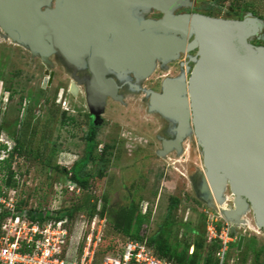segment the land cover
Returning a JSON list of instances; mask_svg holds the SVG:
<instances>
[{
  "label": "rangeland",
  "instance_id": "374dc122",
  "mask_svg": "<svg viewBox=\"0 0 264 264\" xmlns=\"http://www.w3.org/2000/svg\"><path fill=\"white\" fill-rule=\"evenodd\" d=\"M186 1L189 6L175 7L168 15L140 8L152 0L136 3L132 6L137 8L134 12L138 19L131 22L137 26L164 17L190 19L196 14L239 20L251 14L264 23V0ZM53 4L54 0H46L41 11ZM188 19L179 27H170L175 31L172 36L183 44L164 49L173 58L159 61L153 55L144 69H137L129 61L115 64L119 73L110 69V77L120 79L118 95L97 110L90 109L87 103V50L71 45L57 18L49 20L53 37L44 55L33 53L18 41L4 48L0 33V159L13 153L11 170L18 182L14 193L5 188L8 175L3 164L0 189L17 202L27 199V206L34 208L63 209L89 199L88 208L96 205L99 211L104 202L121 208L132 198L146 217V235L164 226L176 239L194 243L204 238L205 248L210 240L218 239L219 259L226 243L224 264H264V231L255 225L249 203L244 198L237 200L229 185L220 182L209 187L214 193L212 201L200 198V188L208 181L202 148L193 135L190 118L178 147H163V142L176 140L177 117L153 108L150 97L162 94L169 83L175 95L188 98L187 83L198 59ZM146 39L149 41L151 36ZM252 44L264 46L258 41ZM55 46L85 56L78 62L69 61ZM128 68L133 72L122 74ZM50 75L51 83L43 87L44 78ZM167 117L173 118L175 124L171 126ZM92 125L97 146L86 167L91 189L81 195L70 194L66 187L71 183V168L84 156ZM169 206L172 210L167 215ZM123 240L105 221L101 247L120 245ZM102 257L103 252L98 253L96 261L100 263Z\"/></svg>",
  "mask_w": 264,
  "mask_h": 264
},
{
  "label": "water",
  "instance_id": "95a60500",
  "mask_svg": "<svg viewBox=\"0 0 264 264\" xmlns=\"http://www.w3.org/2000/svg\"><path fill=\"white\" fill-rule=\"evenodd\" d=\"M45 1L0 0V32L5 47L18 41L33 53L48 52L53 27L41 11ZM146 1L150 0L62 1V17L78 25L65 27L67 39L74 47L98 44L93 46L88 62L92 73V83L87 86L90 109H101L107 96L116 98L114 82H104L100 73L112 53L137 69H144L158 52L183 46L172 35L151 36L149 41L146 37H135L138 31L170 28L188 19L164 17L133 27L126 17L127 10ZM169 5L162 3L161 10L166 15ZM188 20L199 49L187 83L188 98L183 100L175 95L169 83L162 94L150 97L153 108L177 117L176 140L163 142V147L167 149L166 143L178 147L190 118L192 132L202 148L208 187L216 182L228 184L237 200L244 198L249 203L255 225L264 231V48L248 43L264 23L251 14L241 20L202 15H193ZM111 31L121 33L122 47L105 41L106 33ZM166 107L169 109L165 110ZM206 186L205 183L203 187Z\"/></svg>",
  "mask_w": 264,
  "mask_h": 264
},
{
  "label": "built area",
  "instance_id": "2783aa9c",
  "mask_svg": "<svg viewBox=\"0 0 264 264\" xmlns=\"http://www.w3.org/2000/svg\"><path fill=\"white\" fill-rule=\"evenodd\" d=\"M66 188L70 193H80L74 183ZM14 192L15 189L10 190ZM16 203L13 197L0 196V205L10 213L0 227V264H173L157 257L145 241L134 240L121 243L98 263L96 256L103 241L104 219L79 214L74 219L64 216L32 221L28 218L29 208L17 211ZM41 210L52 214L59 209ZM225 252L226 243H223L220 264L224 263Z\"/></svg>",
  "mask_w": 264,
  "mask_h": 264
},
{
  "label": "trees",
  "instance_id": "16d2710c",
  "mask_svg": "<svg viewBox=\"0 0 264 264\" xmlns=\"http://www.w3.org/2000/svg\"><path fill=\"white\" fill-rule=\"evenodd\" d=\"M95 137L96 134L93 131L87 135L84 156L80 160L76 161L71 168V177L69 182L76 184V186L80 189V193L78 195H81L85 190L91 189L90 175L86 172V167L91 161L94 149L97 146ZM2 148L6 149V147ZM13 150L17 151V148L15 147ZM12 158L13 153H9L8 157L0 162V169L4 164L6 176L8 175L7 181L5 183V188L8 191L16 189L18 186V182L15 179V174L11 170ZM73 193L75 194V192ZM2 195L6 197V193L0 189V196ZM47 195H49V193ZM88 202L89 199H86V201L81 205H73L63 209L61 208L50 214L49 211H42L41 207H35V209L31 206L28 207L27 199H20L16 203V209L17 211H20L23 207L29 208L28 218L32 221L36 219H39L40 221L47 219L57 220L64 216L74 219L79 214H85L90 218L98 215L100 218L107 221L114 231L125 238L122 243L126 240L145 241L148 247L154 251V254L157 257L166 259L173 264H220L219 258L216 257V251H219L221 247L220 241L218 239L210 240L207 248H205L204 238L194 243H190L178 238L176 239L165 230L164 226L160 227L150 235H146L144 233L146 217L142 215L138 205L132 198H130L126 206L121 208L109 207L108 203L104 202L99 211H97L96 205H93L92 208L89 209ZM171 210L172 206H169L167 209V215L170 214ZM9 216L10 213L4 209L2 205H0V227L3 221ZM103 239H105V230ZM101 244L98 248L97 254L103 252V255H105L110 251L116 250L118 247L117 244H114L102 248Z\"/></svg>",
  "mask_w": 264,
  "mask_h": 264
},
{
  "label": "flooded vegetation",
  "instance_id": "af4514ba",
  "mask_svg": "<svg viewBox=\"0 0 264 264\" xmlns=\"http://www.w3.org/2000/svg\"><path fill=\"white\" fill-rule=\"evenodd\" d=\"M60 1L61 0H54V4L53 5H57L58 6V9L59 10H61V18L64 20V23H59V25L60 26H63V27H78V25L76 24V23H74V22H71V23H68V21H67V19H64L63 17H62V7H60ZM63 1V0H62ZM61 1V2H62ZM101 2L102 3H107V0H101ZM163 2H165V3H170V8H169V12H168V14L170 13V12H172L173 11V9H174V11L176 10V8L179 6V7H187V6H189V3H188V1H186V0H163ZM176 7V8H175ZM46 9V8H45ZM45 9H44V11H45ZM173 11V12H174ZM230 12H233L231 9L229 10ZM159 12L160 13H163V14H165L162 10H159ZM126 14H127V12H126ZM167 14V15H168ZM166 15V14H165ZM196 15H199V14H196ZM202 16H205V15H202ZM126 17H127V15H126ZM246 16H244L243 18H245ZM48 18V17H47ZM243 18H241V19H243ZM127 19H128V17H127ZM241 19H239V20H241ZM129 20V19H128ZM229 20H236V19H229ZM58 21H59V19H58ZM129 22L131 23V25L133 26V27H137V28H139L141 25H134V24H132V22H131V20H129ZM182 24H178V25H172V26H170V27H179V26H181ZM142 33V31H138L136 34H135V37H140V34ZM105 41L108 43V44H110V45H112V46H114V47H122L123 46V44H124V38H123V36L121 35V33L120 32H118V31H111V32H107L106 33V39H105ZM254 41H258V42H261V43H263L264 44V27H261L260 29H259V31L254 35V36H252L251 38H249L248 39V43L249 44H251L253 47H255V48H264V46H260V45H253L252 44V42H254ZM71 42V45H73V42L72 41H70ZM13 43H11L10 44V46L12 45ZM98 44L96 43L95 45H92V44H80V45H78L77 47H84V48H86V50H87V67H88V71H89V74H90V80H89V82H88V84H87V86H89V85H91V83H92V73H91V71H90V69H89V59H90V57H91V54H92V48H93V46L94 47H96ZM9 46V47H10ZM4 48H8V47H5V46H3ZM198 51H199V49H198ZM64 59V58H63ZM107 60V63L101 68V70H100V73H101V75H102V77H103V81L105 82V81H107V80H112L113 82H114V84H115V86H116V91H115V96H117L118 95V84H117V80H120L119 78H118V76H116V78H113V77H110V74H111V72H110V69H113L115 72H117V73H119V67H116V66H114L115 64H117V63H120V62H123V61H126V60H124V59H121L120 57H117V54L116 53H112V56L110 57V58H107L106 59ZM46 78L47 77H45L44 78V80H43V84H42V86L43 87H46V85L48 84H50L51 83V81H52V76L50 75L47 79V81H45L46 80ZM87 86H86V94H87V96H88V91H87ZM69 89H70V87H69ZM98 90V93L99 94H102V92L100 91V89H97ZM78 92V91H77ZM69 93H70V90H69ZM71 94V93H70ZM72 95V94H71ZM110 98H112V97H110V96H107V98L105 99V101L107 100V99H110ZM95 132V134H96V129H95V127H94V125H92L91 127H90V129L88 130V133H87V135H89L91 132Z\"/></svg>",
  "mask_w": 264,
  "mask_h": 264
},
{
  "label": "bare ground",
  "instance_id": "6f19581e",
  "mask_svg": "<svg viewBox=\"0 0 264 264\" xmlns=\"http://www.w3.org/2000/svg\"><path fill=\"white\" fill-rule=\"evenodd\" d=\"M162 3H163V0H158L157 2H153V3L148 4V5L147 4L146 5H141L140 8L142 10H145V11L148 10V7L156 9V10H161ZM135 10H137V8L135 6H132L129 10H127V14L126 15H127L129 20H137L138 19V16L134 12ZM44 13H45L46 17H48L49 20L57 18V19H59V23H64V20L61 18V10L58 9L57 5H52V6L47 7L45 9ZM174 33H175V31L171 30L170 28H166V27H160V28L157 27L156 28V27H153V28H148L145 31H143L140 34V37L145 38L147 36H155V35H168L169 36V35H173ZM55 47L58 50H60L61 55H63L69 61L72 60V61L78 62V61H80L81 57L85 56L82 52H80V53L74 52L71 49L70 50L69 49H64L63 47H60V46H55ZM155 58H156V60H159V61H164L165 59L169 60V59L173 58V54L170 55V54H168V53H166L164 51H161V52L157 53ZM131 72H133L132 68H128V70L125 73H122V74H129ZM136 75H137V77L142 78V75H140L138 72H135V76ZM168 109L169 108H167V107L165 108V110H168ZM166 113L167 112H165V114ZM167 119L169 120V123H170L171 126L175 124L173 118L167 117ZM179 121H182L181 118H180ZM174 147H175L174 145L173 146H170V145L167 146V143L165 145V148H167V149L174 148ZM205 176H206V174H205ZM206 185H207L206 187L200 188L199 196H200V198L203 201H212L214 199V194H213L212 190L208 187L209 186L208 182H207Z\"/></svg>",
  "mask_w": 264,
  "mask_h": 264
}]
</instances>
